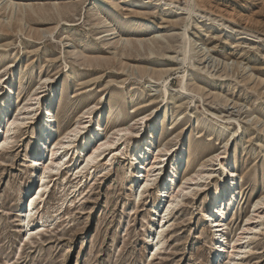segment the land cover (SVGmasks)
Instances as JSON below:
<instances>
[{
  "label": "rangeland",
  "instance_id": "obj_1",
  "mask_svg": "<svg viewBox=\"0 0 264 264\" xmlns=\"http://www.w3.org/2000/svg\"><path fill=\"white\" fill-rule=\"evenodd\" d=\"M0 3V99L10 80L17 94L8 116L21 119L6 145L7 120L0 122V264H211L217 250L204 212L219 166L208 157L229 138L239 192L234 207H220L227 218L217 264H264V205L252 211L264 195V0ZM194 40L206 54L186 48ZM11 64L17 75L8 79ZM44 77L57 79L54 143L32 182L36 117L21 106ZM88 108L91 116L102 112L100 137L109 142L81 170L93 147L76 153L78 137L52 155L57 161L67 151L55 166L51 150ZM151 108L159 114L157 157L151 153L133 176L129 154L142 127L135 116ZM125 126L131 131H116ZM182 143L186 167L174 183L194 171L212 175L187 181L171 205L159 184ZM41 184L39 199L33 192Z\"/></svg>",
  "mask_w": 264,
  "mask_h": 264
},
{
  "label": "bare ground",
  "instance_id": "obj_2",
  "mask_svg": "<svg viewBox=\"0 0 264 264\" xmlns=\"http://www.w3.org/2000/svg\"><path fill=\"white\" fill-rule=\"evenodd\" d=\"M5 1L9 2V4H12L14 0H5ZM112 30L114 32V29ZM109 34L112 35L113 33L111 32ZM110 39L112 40L114 39V37H110ZM200 44H203V42H197L194 40L192 43L188 44L186 48L194 47L195 50L198 49V51L202 50L203 52L205 50H208L206 46H204L203 49L202 47H199ZM204 54H206V51L204 52ZM11 67H12V74L8 75L9 76L8 79L15 76V74L17 75L16 67L14 66V64L13 66L11 64ZM56 80H57L56 78L44 77L41 80V86L39 87L41 88L40 91L35 92L36 89L32 90V92L28 95L26 101L21 106V109L26 110L25 112L29 115V117L31 118L36 117V122H35L36 132L34 135V140L31 142L28 150V153H30L31 157L33 156L37 158L36 160H33V166H32L33 172L31 175V179L33 180L32 182L36 181L37 178L39 177L38 170L40 168L41 161L44 159L45 154L51 145L50 143H54L53 141L52 142L50 141L52 140V136L54 134L55 122H56L55 114L53 112V105L57 102ZM183 80L184 79H182L181 81ZM51 82H54L53 89H51V86H49V83ZM16 94L17 93L14 88V83L8 80L4 88V91L2 92V98L0 99V122L2 120L3 121L7 120L6 129L3 135V144L5 145L9 144L10 142L9 140L12 137L14 128L19 123H21V119L19 117H13L12 119H10L8 116V112L14 103ZM164 94L165 96L162 97H165L167 99L169 95L168 89H165ZM41 99H42V103L39 105V107H37V109H35L36 107L34 108L33 105L39 104V101ZM31 100H33L34 102L30 103ZM90 109L91 108H88L87 110L80 112V114L76 117V120L74 122L75 124L72 125L69 129H67L62 134L58 142L55 143V145H58L59 147L56 150L55 149L51 150L50 153L51 156L49 158V162L55 164V166L57 167L62 163H64L66 160L65 156L67 155V151H62L57 161H54L52 155L55 154L57 150L61 148L70 149L73 141H75V139L78 137H79V139H77L78 145L75 148L76 153L84 151L90 146L93 147L92 152L86 153L87 154L85 155L86 157L83 158L82 162L84 163L81 170L87 167L89 164H91L93 160L99 156L98 151L101 149V147L107 144L109 140L108 139L102 140L100 137L101 129L99 126V121L102 119V115H103L102 112L99 111L97 114L91 116ZM20 113L21 112H18V114ZM158 116L159 114L157 108H151L148 111L135 116V120H134L135 123L142 124V127L138 131L136 132L134 131L136 139L133 142L134 143L133 148L129 154V159L133 164V170L131 171V174L133 176L138 175L139 171H141L143 168L146 167V161L151 153L154 159L157 157V154L155 153V149L153 148H154V140H155L154 135L156 134L157 129H159L160 127ZM147 120H151V123H155L154 127L157 126L154 132L149 131L148 129L149 126L148 127L146 126L145 123ZM116 131L119 133H123V132L126 133L131 130L128 126H125L116 129ZM234 133L235 132H233V134ZM70 137H72L73 140L69 141ZM229 142H230V138L224 141V146L222 147V150L208 157V161H216L217 165L219 166L216 176L217 178H216L215 186L209 191V196L206 201V206H205L206 208L204 212L205 224L211 228L212 232H214V239L212 244L214 248L217 250L216 254H214L213 257H211L212 258L211 264H217L219 262V259L221 258L219 257V255H221L220 252L222 251V244L225 240L223 229L225 226V219L227 218V216L222 209L234 207L236 203V196L237 193L239 192L238 187H239L240 175L234 169V161L229 148ZM170 148H172V146L168 148L164 147L162 151L164 150L165 152L169 153ZM187 151L188 148L186 143H182L181 145H179L176 152L173 154L171 165L168 166L166 169L164 179H162V181L159 184L160 192L166 190L167 192H170L169 194L170 197L173 196L172 202L170 203L171 205H176L179 203L177 199L183 195L185 188L184 185L186 184L187 181L197 178H204L206 180V177L212 175V172L205 173L203 176L200 174L201 172L194 171L192 175H189L188 173L183 175L181 179L182 180L181 185L175 184L174 182L177 178L176 176L178 171L185 170L186 167L185 159H186ZM165 155L166 154H164V156ZM164 156L163 154L159 155V157L162 158L161 162L164 161L163 158ZM221 159H223V162H221L222 161ZM79 165H77V167ZM48 168L49 165L44 166V169H48ZM46 187H47L46 184H41L38 188H36V191L34 190L33 195L36 194V197L41 199L43 197V194L46 192L45 190ZM176 189L177 192L174 195H172ZM28 191L30 193L31 189L26 190L23 193L26 192L28 193ZM142 193H143L142 189L138 191L139 196H141ZM136 199H138V197ZM22 204H23V200L20 201L19 207H21ZM33 204H35V198H31L29 201L30 208L28 210L27 216L31 214V210L33 209L32 208ZM263 205H264V195L258 198L253 203L252 211H256V209L258 210L259 208H262ZM221 206L224 207L220 209ZM164 211L166 210H161L158 213L160 212L164 213ZM164 216H165L164 214L161 215L160 220H164ZM259 217H264V212ZM249 219L251 218L248 217L246 220ZM149 226L150 228H152L154 225L151 224ZM230 247L234 248L235 246L231 244ZM227 263L228 262L224 261L221 264H227Z\"/></svg>",
  "mask_w": 264,
  "mask_h": 264
}]
</instances>
